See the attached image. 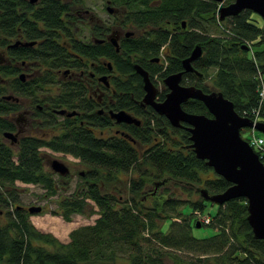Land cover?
I'll return each instance as SVG.
<instances>
[{
  "label": "trees",
  "instance_id": "obj_1",
  "mask_svg": "<svg viewBox=\"0 0 264 264\" xmlns=\"http://www.w3.org/2000/svg\"><path fill=\"white\" fill-rule=\"evenodd\" d=\"M111 2L126 10L125 24L153 28L152 36L131 38L119 53L108 47L114 61L121 59L115 63L119 71L132 77L130 82L119 83L121 88H142L141 78L132 67L137 50L141 64L147 67L143 60L158 56L161 46L167 44L170 53L166 55L170 61L164 73L167 74L182 69L181 60L201 43L203 55L195 66L203 76L189 72L184 82L189 80L186 84L210 92L214 90L204 83L209 78L211 86L231 100L240 115L248 113L251 118L254 116L250 113L262 101L260 118L264 117V99L260 95L264 83V20L258 14L244 10L221 22L218 13L221 2L215 0ZM69 10L62 0H41L38 5L29 0H0V46L20 33L29 40L42 37L45 43L30 57L36 59L37 54L53 69L78 65L79 61L72 60L71 53L55 41L62 31L66 36L70 32L62 17ZM184 21L188 24L186 29L182 27ZM168 24L176 30L172 35ZM213 25L224 27L225 36L209 35L207 27ZM75 37L71 41L73 48L87 54L84 42ZM247 41L252 49L245 48L243 43ZM11 69L0 64L2 264H118L123 257L128 264H264V240L253 236L245 198L231 199L207 210L211 202L204 200L200 189L206 188L213 195L225 191L231 183L188 147L191 140L187 127H173L152 107H142V94L119 95L115 106L128 108L142 120L141 125H124L123 136L99 139L87 128L72 125L71 136L63 132L50 139L26 135L12 144L3 137L4 132L14 129L4 114L10 106L16 108L18 104L3 98L8 87L1 81L11 71L15 72ZM153 69L155 73L161 67L155 64ZM47 81L44 78L40 86ZM25 83L12 79L10 86L25 93L31 86L30 82ZM70 92L74 100L84 98L80 88H72ZM165 94L166 91L159 92L158 100H163ZM183 108L212 116L204 103L196 99L183 103ZM43 147L70 152L88 169L83 176L84 187L73 195L61 196L53 212L66 221H71L75 214H98V217L92 224L72 230L67 243L37 229L30 219L36 213H30L21 203L22 188L18 181L41 185L45 190L43 199L68 188L70 175H58L48 167ZM182 193L188 197L184 199ZM199 214L210 215V222L197 227ZM167 220L171 224L164 232L162 226ZM204 227L211 228L213 234L195 235V229Z\"/></svg>",
  "mask_w": 264,
  "mask_h": 264
},
{
  "label": "flooded vegetation",
  "instance_id": "obj_2",
  "mask_svg": "<svg viewBox=\"0 0 264 264\" xmlns=\"http://www.w3.org/2000/svg\"><path fill=\"white\" fill-rule=\"evenodd\" d=\"M40 1L36 0L34 3L30 1V3L38 5ZM62 1L68 4L70 8L62 16L64 21L68 22L70 32L66 36V32L62 31L55 38V41L71 53L73 56L72 60L79 61L78 65L66 64L53 69V66L44 64L37 54L36 59L30 57L29 54L33 55L32 53L36 49H40L45 43V39L42 37L29 40L25 34L20 33L16 37L8 38L5 44L0 46V64L12 67L11 70L15 71H11L12 74L8 78L1 80L8 87L3 98L7 101H15L18 104L16 108L15 105L10 106L9 110L4 114V117L14 125V129L9 132L15 134L16 140L6 138L3 135L4 139L9 140L11 143L12 141L13 143H18L19 139L26 135L50 139L60 136L63 132L71 136L72 125L87 128L99 139H105L109 136H123L124 125L136 124L118 122L112 115L124 110L136 118L139 117L128 108L115 106V99L119 95L134 97L135 94H142L143 96L145 94L143 78L136 71L135 65L139 64L149 72V76L156 85L158 93L163 91L167 93L169 88L164 83V79L169 75L183 71L182 61L191 54L190 52L188 56L181 60L182 69L164 74L170 67V61L168 62L167 60L170 55L167 44L161 46L158 56L143 60L147 67L141 64L140 60L142 57L139 50H137L133 55L132 67L141 78L142 88L131 86L121 88L119 83L130 82L132 77H128L119 71L115 63L121 59L117 58L114 61L113 57L108 54V47H113L119 53L123 45L128 44L131 38L152 36L153 28L146 29L139 28V26L133 24H125L124 13L126 10L124 8L119 9L111 0H101L100 4L89 0V5H85L84 9H75L77 5H81L80 2L77 3L75 0ZM184 22L185 24L182 22V27L186 29L188 24L186 21ZM18 29L21 30V28ZM168 29L173 30L171 35L176 32L175 28L170 24H168ZM76 33L78 34L77 37H75ZM74 37L84 42L88 50L87 54H80L73 48L71 41ZM243 44L248 49H252L249 41ZM29 49L32 50L31 53ZM15 52H19L21 55L17 57L14 54ZM94 53L96 56H94ZM195 61L192 62V65L200 73L195 66ZM155 64H158L161 70L154 73L153 66ZM187 73L189 72L182 74L181 85H188L184 82ZM190 73L195 74L197 77L203 76L202 72V76H199L196 72ZM44 78H48V81L40 86ZM12 79H19L24 83L30 82V89L26 90L25 93L13 90L12 86H10ZM72 88H80L84 98L74 100L75 97L70 92ZM7 95L12 96V98L6 99L5 96ZM140 105L144 108L147 107L142 105V103ZM108 123L110 124L109 126ZM183 126L187 125L184 124ZM51 150L64 155H72L83 164L79 157L70 152ZM87 171L88 169L78 173L83 178V176H86Z\"/></svg>",
  "mask_w": 264,
  "mask_h": 264
},
{
  "label": "water",
  "instance_id": "obj_3",
  "mask_svg": "<svg viewBox=\"0 0 264 264\" xmlns=\"http://www.w3.org/2000/svg\"><path fill=\"white\" fill-rule=\"evenodd\" d=\"M34 3L36 0H30ZM223 3V0H215ZM250 10L264 20V0H234L229 4H221L219 8L220 21L227 17ZM185 24V22H183ZM248 49V47H245ZM203 55V48L197 43L191 54L182 61L184 70L167 76L164 83L169 91L163 100H157L158 89L149 76V72L136 64V71L143 78L145 94L142 105L152 107L159 115L165 116L173 127L186 124L190 132L192 148L196 157L206 161L214 172L225 178L231 185L223 192L211 195L206 188L200 189L205 201L218 206L235 198L247 200V220L252 228L255 239L264 240V164L249 142L242 137L243 128H255L264 134V121L254 122L253 119L241 116L234 108V103L220 91L206 92L195 85H181L184 72H196L192 62ZM6 99L12 96H5ZM196 99L204 103L212 116L191 113L183 108V103ZM62 112V111H61ZM118 122L141 124V120L121 110L112 115ZM6 138L16 140L15 134L9 131L3 133ZM13 143V141H12ZM50 168L55 173L66 176L70 169L63 161L53 159ZM41 205L28 207L30 213H39ZM197 227L201 223L197 221Z\"/></svg>",
  "mask_w": 264,
  "mask_h": 264
},
{
  "label": "rangeland",
  "instance_id": "obj_4",
  "mask_svg": "<svg viewBox=\"0 0 264 264\" xmlns=\"http://www.w3.org/2000/svg\"><path fill=\"white\" fill-rule=\"evenodd\" d=\"M93 2H96L97 4L101 3V0H92ZM81 5H77L75 9H84L85 5H89V0H81ZM226 4V3H224ZM219 13V12H218ZM207 33L209 35H216V36H225L224 33V27L215 25L208 26L207 27ZM204 32V34H207ZM211 71L213 69H210ZM189 80L186 81V83ZM209 78L204 82L209 86L211 90H215L210 82ZM260 121H264V117L260 118ZM250 134V128H243L241 130L242 137L247 138ZM258 135H262L264 137V134L260 131H257ZM9 142V140H7ZM47 152V159H48V167L50 168V162L53 159H59L60 161L65 162L71 169L70 172V178L67 180L68 188L66 191H59V195H55L52 198L49 199H43L41 195L44 193V189L41 185H34V184H25L20 181H18V185L22 188V192L20 194L21 203L24 207L28 208L29 206L34 205H41L43 207V210L39 213H36L34 215L30 216V219L32 223L36 226L37 229L40 231H43L44 233H50L57 237L61 242L67 243L70 240V232L82 225L92 224L95 219L98 217V214H94L92 216L88 215H79L75 214L72 216L71 221H66L61 215L54 214V210L57 206V201L61 196H70L76 193V191L79 189H82L84 187V183L86 182L80 175L79 171H85L87 168L83 164L79 162L78 158H75L72 155H64L59 152L53 151L49 148H43ZM212 174V173H211ZM129 195V194H128ZM199 195V194H198ZM181 196L186 199L188 197L187 193H182ZM217 205L209 204L210 208H215ZM186 213L189 211L186 209ZM199 223H204L203 218L199 219ZM171 221L167 220L163 223L162 229L164 232H166L170 227ZM195 235L197 236H204V235H212L213 230L208 227H204L201 229H195L194 230ZM126 257H123L118 260V264H128V261L126 260ZM0 264L1 261H0Z\"/></svg>",
  "mask_w": 264,
  "mask_h": 264
},
{
  "label": "built area",
  "instance_id": "obj_5",
  "mask_svg": "<svg viewBox=\"0 0 264 264\" xmlns=\"http://www.w3.org/2000/svg\"><path fill=\"white\" fill-rule=\"evenodd\" d=\"M260 95L262 97V100L264 99V83H262V87L260 88ZM262 101L257 105L255 109L250 113V115L253 117L251 118L248 113H244V115H241L243 117H248L254 120V122H257L260 120L261 115V107H262ZM251 147L255 150V152L258 154L261 162L264 164V137L262 135L257 134V130L255 128H250V134L247 138H245ZM203 218V222L205 224H208L211 220L210 215L208 214H199V219Z\"/></svg>",
  "mask_w": 264,
  "mask_h": 264
}]
</instances>
